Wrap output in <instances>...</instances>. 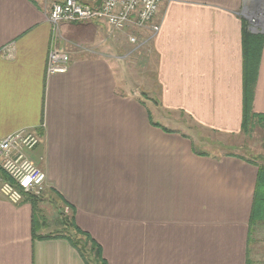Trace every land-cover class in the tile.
I'll use <instances>...</instances> for the list:
<instances>
[{
  "label": "crops",
  "instance_id": "0c3cea01",
  "mask_svg": "<svg viewBox=\"0 0 264 264\" xmlns=\"http://www.w3.org/2000/svg\"><path fill=\"white\" fill-rule=\"evenodd\" d=\"M56 1L0 0V138L33 129L29 156L48 182L18 205L0 195V264H86L68 239L40 238L64 228L67 209L108 264H264V220L250 228L264 142L253 157L213 155L190 126L215 145L245 135V0L162 2L160 29L138 30L134 49L156 98L133 90L107 25L66 23L55 36ZM54 44L70 66L48 76ZM253 110L264 114V45Z\"/></svg>",
  "mask_w": 264,
  "mask_h": 264
},
{
  "label": "built area",
  "instance_id": "2783aa9c",
  "mask_svg": "<svg viewBox=\"0 0 264 264\" xmlns=\"http://www.w3.org/2000/svg\"><path fill=\"white\" fill-rule=\"evenodd\" d=\"M62 0L52 4L50 22L54 35L63 24L101 22L116 32L160 29L155 24L164 0ZM261 12L264 2L260 1ZM260 12V13H261ZM251 26L264 30V14H258ZM131 43H138L135 35ZM56 43V40H55ZM51 49L47 61V75L66 74L69 71V54L56 47ZM41 143V137L33 129H22L0 138V195L12 204L22 203L27 195H42L48 188L47 174L30 158Z\"/></svg>",
  "mask_w": 264,
  "mask_h": 264
},
{
  "label": "trees",
  "instance_id": "16d2710c",
  "mask_svg": "<svg viewBox=\"0 0 264 264\" xmlns=\"http://www.w3.org/2000/svg\"><path fill=\"white\" fill-rule=\"evenodd\" d=\"M264 45V34L252 33L250 30H244L243 33V53H244V97H243V119L242 133H250L258 126L264 130V114H256L253 110L255 86L258 78L259 64ZM153 124V120L151 119ZM160 126V124H155ZM165 131H171L162 127ZM264 165L259 167V176L257 182L256 196L253 206L252 216L250 218V228L260 220H264ZM31 197V196H29ZM74 213H63V229L56 230L53 233L41 235V239L63 237L68 239L76 248L86 264H108L103 255V249L94 238L87 232L82 231L74 222ZM36 223L34 225V234H36Z\"/></svg>",
  "mask_w": 264,
  "mask_h": 264
},
{
  "label": "rangeland",
  "instance_id": "374dc122",
  "mask_svg": "<svg viewBox=\"0 0 264 264\" xmlns=\"http://www.w3.org/2000/svg\"><path fill=\"white\" fill-rule=\"evenodd\" d=\"M253 21L255 20L254 18L252 19ZM251 26L252 23H251ZM254 27V26H253ZM112 30V29H111ZM262 30V29H259ZM114 31V30H113ZM62 27L59 30V34L62 37ZM116 32V31H115ZM119 34H121V38H122V44H121V53H120V64H121V69H122V73H125L128 77V75H130V71L132 72V74L130 75V80H131V84L133 82V90H137L139 93H141L142 95H144L146 98H149V96H151L152 98H156L154 94H149L145 88H142L141 82L143 81L142 77H140L138 74L140 72H138V70L141 68V72L144 71V66H145V55L144 53H136L134 51V49H136V46L139 43V35L140 33L137 30H127L126 32H117ZM256 34V33H255ZM132 35L137 36L138 38V43H131L130 42V37ZM58 48H64V47H58ZM65 50V49H63ZM67 51V50H65ZM68 52V51H67ZM69 54V52H68ZM70 59V58H69ZM138 86V87H135ZM148 105L152 108V104L150 101H148ZM156 117V115H155ZM155 124H160L159 122L153 121ZM155 127L161 128L164 127H159L154 125ZM166 125H169L170 127H181L180 125H173V123L170 122H166ZM191 126V130H196L199 133H204L202 134L201 138L198 137V135H194L195 138V142L197 145V149L205 151L207 153L213 154V155H217L218 153H220V151H224V152H238L239 154L243 155V156H247V157H253L257 154V148L261 147L260 145L264 142V133L262 132L261 129H259L258 127H256L251 133L250 135H241L244 137H236V138H230V139H226V140H222L223 143H217V145H215V143L212 142V137H207L208 134L206 133L207 130L204 129H200L198 127H193V125ZM168 129V128H167ZM176 129V128H175ZM170 130V129H169ZM190 130V131H191ZM183 131H185L186 133L190 132L188 130V128L184 129ZM170 132H173L172 130ZM192 133L194 131H191ZM191 132L189 134H191ZM204 135V136H203ZM228 143H225V142ZM48 211H50V209H48ZM51 212V211H50ZM63 213L68 214L70 216V210H64ZM61 217V214H60ZM59 218V217H58ZM52 222V220H51ZM55 220H53L52 223H54ZM56 225L58 224L57 222L55 223ZM61 229V228H60ZM59 229V230H60Z\"/></svg>",
  "mask_w": 264,
  "mask_h": 264
},
{
  "label": "water",
  "instance_id": "95a60500",
  "mask_svg": "<svg viewBox=\"0 0 264 264\" xmlns=\"http://www.w3.org/2000/svg\"><path fill=\"white\" fill-rule=\"evenodd\" d=\"M102 0L97 1V5L101 3ZM264 0H245L244 8L242 14L245 15L250 22L253 18H255L258 14H264V10L261 12L260 4L259 2ZM261 12V13H260ZM250 31L252 33H261L264 34V30H259L253 27H250Z\"/></svg>",
  "mask_w": 264,
  "mask_h": 264
},
{
  "label": "bare ground",
  "instance_id": "6f19581e",
  "mask_svg": "<svg viewBox=\"0 0 264 264\" xmlns=\"http://www.w3.org/2000/svg\"><path fill=\"white\" fill-rule=\"evenodd\" d=\"M27 196H28V195H27ZM27 196H26V197H27ZM32 196H35V195H32Z\"/></svg>",
  "mask_w": 264,
  "mask_h": 264
}]
</instances>
